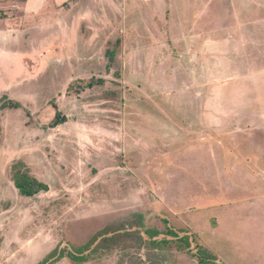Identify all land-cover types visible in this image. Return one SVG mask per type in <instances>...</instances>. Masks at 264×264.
Here are the masks:
<instances>
[{
    "label": "rangeland",
    "instance_id": "374dc122",
    "mask_svg": "<svg viewBox=\"0 0 264 264\" xmlns=\"http://www.w3.org/2000/svg\"><path fill=\"white\" fill-rule=\"evenodd\" d=\"M112 1L0 0V264H264V0Z\"/></svg>",
    "mask_w": 264,
    "mask_h": 264
},
{
    "label": "crops",
    "instance_id": "0c3cea01",
    "mask_svg": "<svg viewBox=\"0 0 264 264\" xmlns=\"http://www.w3.org/2000/svg\"><path fill=\"white\" fill-rule=\"evenodd\" d=\"M11 1H12V4H16V5H18V7L21 8L22 11L20 13V16H21L22 12H24L26 16H24L23 18L28 19L26 21V23L23 22L22 26L25 24V26L30 28V29H36L39 27H43V25H45L44 23L49 22L47 19L53 20L54 24L58 23V26H59L60 21H61V17L65 13L64 7L67 4L68 5L71 4V6L73 8V11H72L73 13L71 12L69 14H71V15L74 14L73 18H71V21H70V22L74 21L73 22L74 28L79 24H86V25L90 24V19L93 16V14H89L87 12L89 9L92 8L96 14L101 13V11H100L101 8H104V9L107 8V10L109 9L108 7H105L104 0H77V1H72V0H11ZM145 1L150 2L151 0H145ZM112 2H114L115 6H117L118 9H120V15H118V16L122 17L123 15H126L127 10L129 12L128 14L133 12L131 8H130L131 10H129L128 5L125 8L126 2L124 0H114ZM83 5H85L84 8L82 10L76 12L78 7L81 8V7H83ZM107 10H105V11H107ZM69 14L65 13L63 18H65V16H67ZM55 20H57V21H55ZM117 26L119 27V25H117ZM115 27H116V25L111 26L110 31L112 29L113 30L118 29V27H116V28ZM123 27H125V25H122L121 28H123ZM22 29H23V27H20L19 32H21ZM32 31H37V30H32ZM99 33H100V30H99ZM188 53H189V55H188ZM196 55H197V57H196ZM184 58L188 59V61L185 63V64L188 63L186 66H190V65L194 64V66L199 67V47L196 50H194V48H189L188 50L186 49V53L184 54ZM193 61H194V63H193ZM187 68H190V67H185L184 69H187ZM134 75L138 76L136 74V72ZM197 96L199 97V92H198Z\"/></svg>",
    "mask_w": 264,
    "mask_h": 264
},
{
    "label": "trees",
    "instance_id": "16d2710c",
    "mask_svg": "<svg viewBox=\"0 0 264 264\" xmlns=\"http://www.w3.org/2000/svg\"><path fill=\"white\" fill-rule=\"evenodd\" d=\"M77 1V0H72ZM113 60L111 59L110 62ZM100 83V82H99ZM98 83L91 82L87 85V88H93ZM18 107V105H15ZM60 111H57L56 118L54 125H59L63 122V119H60ZM13 181L15 184L16 189L19 191L20 195L26 198H33L39 195L40 193L49 191V186L43 182H40L36 178L30 177L27 174L22 173V171H18L13 176ZM147 235L149 236H157L159 235V232H154L152 230H148ZM169 233L174 234V231H170ZM86 257L82 256L78 259V261H86ZM199 263L200 264H212L213 263V257L211 255H201L199 256Z\"/></svg>",
    "mask_w": 264,
    "mask_h": 264
}]
</instances>
